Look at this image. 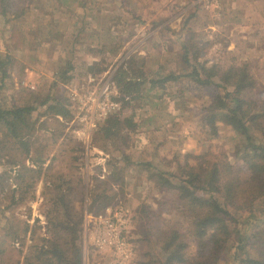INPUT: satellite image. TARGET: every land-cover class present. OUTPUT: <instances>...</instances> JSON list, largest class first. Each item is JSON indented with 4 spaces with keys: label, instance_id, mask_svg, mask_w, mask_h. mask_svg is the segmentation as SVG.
I'll use <instances>...</instances> for the list:
<instances>
[{
    "label": "rangeland",
    "instance_id": "1",
    "mask_svg": "<svg viewBox=\"0 0 264 264\" xmlns=\"http://www.w3.org/2000/svg\"><path fill=\"white\" fill-rule=\"evenodd\" d=\"M49 1L13 0L16 8L24 5L39 6L38 10L15 20L12 15L3 16V3L0 1V59L3 61L5 54L9 52L14 57L13 64H9L10 77L6 78L5 88L0 91V100L5 105H20L33 101L38 92L41 98L51 95L62 102L68 98L73 114L70 90L87 83L91 74L82 63L99 58L97 53L88 49L98 48L97 44L100 43H108V29L114 34L111 39L113 46L120 45V48L101 75H110L113 81L119 64L135 54L141 57L150 77L157 71L167 74L180 70L184 37L195 35L196 38L208 40L210 43L201 61H206L209 65L220 64L223 67L247 64L257 82L254 97L264 101V0H99L100 10H96L95 14L101 18V23H98L101 25L94 23V26L100 28V33L95 37H88V33L82 34V44L78 45L75 55L77 67L71 73L74 77L70 82L58 85H55V76L60 64L68 58L57 47L63 44L58 43L61 38L54 39V36L66 33L74 27L76 12L72 9L69 11L68 8L64 11L62 7L58 10L59 0H52L51 4ZM62 1H65L67 6L71 5L70 0ZM40 20L44 23L40 24ZM44 25H52V28L47 31ZM82 26L76 28L80 29ZM22 31L28 40L16 49L13 46L14 38L21 37ZM110 48L111 46L107 47ZM105 55L106 53L103 54ZM168 89L179 95L176 99L178 104L175 109H165L164 103H161L155 111V120L148 119L151 115L147 112L150 105L146 97L136 104L139 116L137 120L141 125L138 134H133L126 145H121L124 157H130V162L126 164L119 163L114 156L120 154L115 145L110 143L103 149V142L94 139L98 128L90 132V145L87 148L75 134L80 124L74 122L73 117L67 122L45 161L43 172L34 188V198L6 212L15 214L30 225L24 244L17 243L13 250L14 264L17 260L18 264H23L28 246L32 243V227H39L36 237L48 235L46 213L50 202L49 195L44 194V171L53 155L58 159L54 162L50 174L58 171L73 173L74 178L80 177L83 180L81 187H84V199L78 193L74 199L76 207L84 210L80 230L83 264H110L91 244L87 232L84 231V221L86 215L98 214L107 207L117 205L127 206L135 216V219L132 218L131 230L135 238L142 237V226L147 224L151 231H155L157 226L164 229L176 228L188 241V256L193 257L196 254L198 244L191 231L190 218L182 212L181 206L176 202L174 191L158 187L153 178L149 179V174L152 168L171 172L177 176H171V180L176 182L180 177L178 164L186 159L196 164L198 159L194 156L205 152L210 161L226 159L244 169L246 165L241 162L240 156L245 142L224 124L217 121L215 133L214 127L209 123L208 106L217 89L215 86L200 88L189 80H183L179 83L171 82ZM38 113L35 112L34 116ZM50 121L51 128L58 127ZM255 134L256 142L264 145V137L259 132ZM105 155L108 157L103 160ZM147 162L152 166L143 165ZM103 166L106 167V173L104 178H100ZM5 169H9V165L6 164V158L0 155V173ZM0 180L3 181V178ZM12 181L9 180L11 183ZM98 187L101 190L106 189L114 198L107 207L95 205L93 210H90V196ZM198 193L203 197L208 196V193L201 190ZM232 210L233 219L237 218L238 222H229L239 230L240 236L234 232L216 264H242L241 259L245 254L236 251L237 240L239 237L250 236L258 220H264V204L256 205L251 211L233 207ZM3 225L5 219L1 199L0 229ZM135 240L136 257L130 264H143L149 247L145 240ZM248 251L255 252V248L251 246Z\"/></svg>",
    "mask_w": 264,
    "mask_h": 264
},
{
    "label": "trees",
    "instance_id": "2",
    "mask_svg": "<svg viewBox=\"0 0 264 264\" xmlns=\"http://www.w3.org/2000/svg\"><path fill=\"white\" fill-rule=\"evenodd\" d=\"M0 1L3 3V16L12 15L13 20L24 18L27 13L38 10L39 7L24 5L16 8L13 0ZM70 2L71 5L67 6L65 1L59 0L57 6L58 10L60 7L64 11L67 8L69 11L74 10L76 19L73 21L74 27L66 33L54 36V39L61 38L62 41L58 40V43L63 44L57 47L68 58L59 66L55 85L66 84L73 79L71 73L77 67L75 55L78 45L82 44V34L88 33V37H95L100 33V28L94 26V23H101V18L95 14L96 10H100L99 0ZM42 23L43 20H40V24ZM79 25L83 26L77 29ZM51 26L43 27L50 31ZM23 33L25 32H21V37L14 38L13 46L16 49L28 40ZM107 34L106 38L110 39L108 43L99 42L98 48L88 49L97 53L99 58L82 63L91 75L100 76L111 58L119 51L120 45L113 46L112 30L108 29ZM182 45V66L178 71L167 74L157 71L150 77L141 57L136 54L119 64L113 79L118 89L121 108L99 123L94 139L103 142V149L110 143L115 145L116 150H120L119 155H114L119 163L130 162L129 156L124 157L121 145H126L133 134H138L141 124L137 120L139 116L136 104L144 97L149 100L150 107L148 106L147 112L150 113L148 119L151 120L156 116L155 111L161 103H164L165 109H175L177 106L176 99L179 95L169 91V84L189 80L200 88H217L208 106L209 123L214 127L215 133L218 121L241 136L245 145L240 160L246 166L242 169L241 165H234L226 159L210 161L205 152L194 156L198 159L196 164L187 159L178 164L180 177L176 182L171 180V176L177 178L175 174L152 168L149 179L153 178L156 185L166 191L173 190L182 212L190 218L191 231L197 239L198 250L193 257H189L188 241L176 228L164 229L157 226L155 231H151L147 228L149 224L143 225L142 237L138 239L132 233L129 235L135 250V239L145 240L148 244L149 251L145 254L143 264H216L234 232L240 236L239 230L233 225L238 219H233L232 207L251 211L256 205L264 204V145L256 142L255 134L259 132L264 137V101L254 97L256 79L247 64L223 67L201 61L209 48L208 40L202 41L195 35H186ZM109 46L111 48L107 49ZM13 62L14 57L10 52L5 54L3 61L0 59V91L5 88L6 78L10 77L9 64ZM40 95L37 92L33 101L20 105H5L0 100V155L6 158V164L9 165V169L0 173V179L3 178V181L0 180V200L3 199L5 219V225L0 229V264H14L13 250L17 243L24 244L25 235L30 228L29 222L6 212L34 198V188L43 172L45 161L67 122L73 117L68 98L62 102L51 95L43 98ZM151 100L153 101L150 102ZM37 111L38 115L34 116ZM50 120L58 127L51 128ZM57 159L53 155L44 171V194L49 195L50 202L46 213L48 235L36 237L39 227H32V243L28 246L23 264H83L84 261L80 238L84 210L77 208L74 201L76 193L82 198L84 196V187H81L83 180L80 177L74 178L73 173L58 171L50 174ZM143 165L152 166L150 162ZM10 179L13 180L12 183L9 182ZM200 190L208 193V196L203 197L198 193ZM90 197V210L95 205L107 207L114 198L106 189L101 190L100 187L92 191ZM125 207L135 219L131 210ZM229 221H233V224ZM237 242L236 251L245 254L241 259L242 264H264V220H258L250 236L239 237ZM251 246L255 248V252L248 251ZM18 262L19 260L15 264Z\"/></svg>",
    "mask_w": 264,
    "mask_h": 264
},
{
    "label": "built area",
    "instance_id": "3",
    "mask_svg": "<svg viewBox=\"0 0 264 264\" xmlns=\"http://www.w3.org/2000/svg\"><path fill=\"white\" fill-rule=\"evenodd\" d=\"M117 95L114 81L106 74L90 75L86 84L70 90L73 121L80 124L75 134L87 148L90 145V132L98 128L99 123L110 114L120 110L121 102ZM107 157L105 155L102 159ZM105 173L106 167L103 166L100 178H104ZM132 228V215L123 205L107 207L98 214L86 215L84 221V231L91 244L110 264H130L134 261L136 250L129 239Z\"/></svg>",
    "mask_w": 264,
    "mask_h": 264
}]
</instances>
